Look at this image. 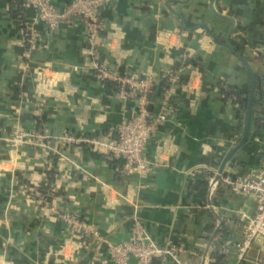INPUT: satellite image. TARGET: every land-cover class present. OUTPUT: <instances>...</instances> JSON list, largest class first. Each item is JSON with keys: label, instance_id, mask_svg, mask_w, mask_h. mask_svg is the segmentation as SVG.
<instances>
[{"label": "crops", "instance_id": "0c3cea01", "mask_svg": "<svg viewBox=\"0 0 264 264\" xmlns=\"http://www.w3.org/2000/svg\"><path fill=\"white\" fill-rule=\"evenodd\" d=\"M51 1L63 8L70 0ZM31 17L26 7L24 22ZM100 19L97 40L110 71L161 77L180 70L174 113L146 150L162 166L139 184L123 180L116 173L119 162L107 161L102 152L57 140L67 132L105 137L120 122L123 104L89 68L79 20L55 29L39 24L40 41L27 50L9 1L0 0V264H111L107 255L93 257L80 235L40 208L33 191L44 192L43 186L52 191L50 206L78 214L111 242L126 240L140 222L159 247L176 249L152 264H213V247L239 239L241 216L255 212L249 196L222 190L212 201L208 185L200 183L211 177L201 173L217 170L242 134L236 105L220 87L250 88L244 64L225 39L264 92V0H106ZM126 107L131 112L132 102ZM254 118L264 121V100L255 93ZM41 126L49 135L51 170L32 148L11 154L6 144L13 130ZM263 146L264 131L250 126L246 144L223 172L245 175L258 166ZM201 165L208 169L186 175ZM263 255L264 243L254 242L239 264H260ZM235 262L229 254L217 264Z\"/></svg>", "mask_w": 264, "mask_h": 264}, {"label": "built area", "instance_id": "2783aa9c", "mask_svg": "<svg viewBox=\"0 0 264 264\" xmlns=\"http://www.w3.org/2000/svg\"><path fill=\"white\" fill-rule=\"evenodd\" d=\"M106 0H70L63 8H58L51 0H24L25 5L32 11V17L22 29L24 44L27 50L34 48L40 41L39 24L50 29L60 26H69L74 20H79L84 27L85 53L89 68L101 83L111 82L116 85L115 93L123 104V114L120 122L105 136L85 137L75 136L69 132L57 138L67 145H85L102 152L107 161H117L119 166L116 173L123 179L133 178L137 182H144L156 168L162 166L159 161L150 159L146 155L148 145L155 138L160 127L170 121L174 113L173 89L180 70L168 71L161 77H139L132 74H119L110 71L100 51L98 36L102 30L100 9ZM165 84L160 90L159 81ZM159 88L157 100H152L156 88ZM132 102L131 112H127L126 105ZM152 104L151 111L147 107ZM237 108V105H236ZM49 137L44 126L29 131L13 130L6 139L9 153L25 154L27 148H32L38 159H44L50 170L49 158L46 156L45 141ZM260 150V152H262ZM208 167L201 165L186 175L196 176L201 170ZM217 170L211 169L208 178V199L216 196L217 189L228 190L232 194H242L254 200L255 212L252 216H244L241 226V236L237 240L219 243L213 247L220 256L233 254L239 264L245 260L248 250L254 242L264 243V158H261L257 167L250 168L245 175L235 177L229 173H222L215 184ZM40 208L54 214L67 230L80 235L93 257L101 258L107 255L111 264H152L158 255H174L173 247L161 248L145 233L140 222H134L130 236L126 240L111 242L102 237L96 227L87 223L78 214L59 212L50 206L47 192L34 190ZM215 209L214 205H210ZM181 250V247H179ZM257 263L264 264V255Z\"/></svg>", "mask_w": 264, "mask_h": 264}, {"label": "trees", "instance_id": "16d2710c", "mask_svg": "<svg viewBox=\"0 0 264 264\" xmlns=\"http://www.w3.org/2000/svg\"><path fill=\"white\" fill-rule=\"evenodd\" d=\"M9 1V5H10V13L12 18L20 25V27L25 30V22L23 20L24 18V11L26 9V5L24 0H8ZM186 64L190 63V64H196L195 62L191 61V60H187L185 62ZM104 86V89L106 91H114L116 88V85L114 83L111 82H103L102 83ZM165 82L164 80H160L159 81V88L160 90L162 89V87L164 86ZM259 80H257V84H256V88H255V94H260L261 100H264V92H261L259 89ZM220 91L226 95L228 98L231 99V101L237 105V120L239 123L238 126V133L241 132L242 130V124L244 121V115H245V109H246V103H247V93L248 92H240L238 90H236L235 88H231V87H227V86H221L220 87ZM251 128L253 129L254 132H260V131H264V121H261L259 119H251ZM239 136L236 137V140L238 139ZM261 157L264 158V146H263V151L261 153ZM211 174L205 172V173H201V176L205 177V176H209ZM203 185H208L207 182V178H205V180L200 183ZM42 190L45 191V186L41 187ZM221 189H217L216 191V196H214L211 200H218L220 195H221ZM46 199L47 201H49L51 199V194L46 195ZM212 258L214 259V263L213 264H217V262H219L222 258V256H220L217 252H212Z\"/></svg>", "mask_w": 264, "mask_h": 264}, {"label": "water", "instance_id": "95a60500", "mask_svg": "<svg viewBox=\"0 0 264 264\" xmlns=\"http://www.w3.org/2000/svg\"><path fill=\"white\" fill-rule=\"evenodd\" d=\"M231 29L228 30L227 34L230 33ZM225 46L238 58L245 66L249 80H250V88L248 91L247 95V103H246V109H245V115H244V122H243V127H242V134L240 141L236 146H234L222 159L218 169H217V176L214 178V183L216 184L218 182V177L222 173L226 163L230 160V158L242 147L246 144L249 136V130H250V121H251V110H252V105H253V99H254V93H255V88H256V76L255 74L251 71L249 66L247 65L246 61L242 59V57L235 52L233 47L228 43V40L225 39ZM159 94V88L157 87L154 94L152 95V100H156L158 98ZM148 111H151L152 109V104H150L147 107ZM32 153V150L30 151V154Z\"/></svg>", "mask_w": 264, "mask_h": 264}]
</instances>
